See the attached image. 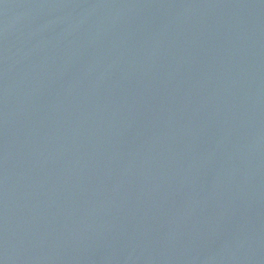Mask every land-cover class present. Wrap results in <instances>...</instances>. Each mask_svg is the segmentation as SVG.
Returning <instances> with one entry per match:
<instances>
[{
	"label": "water",
	"instance_id": "water-1",
	"mask_svg": "<svg viewBox=\"0 0 264 264\" xmlns=\"http://www.w3.org/2000/svg\"><path fill=\"white\" fill-rule=\"evenodd\" d=\"M0 264H264V0H0Z\"/></svg>",
	"mask_w": 264,
	"mask_h": 264
}]
</instances>
